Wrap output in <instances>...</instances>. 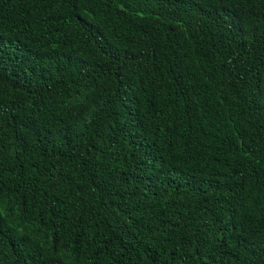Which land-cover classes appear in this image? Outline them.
I'll list each match as a JSON object with an SVG mask.
<instances>
[{"label":"trees","instance_id":"1","mask_svg":"<svg viewBox=\"0 0 264 264\" xmlns=\"http://www.w3.org/2000/svg\"><path fill=\"white\" fill-rule=\"evenodd\" d=\"M0 264H264V0H0Z\"/></svg>","mask_w":264,"mask_h":264}]
</instances>
